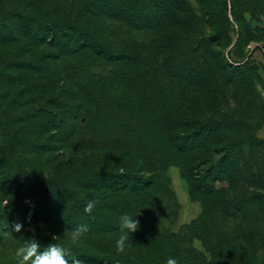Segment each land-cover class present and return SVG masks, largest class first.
Here are the masks:
<instances>
[{
  "label": "rangeland",
  "instance_id": "1",
  "mask_svg": "<svg viewBox=\"0 0 264 264\" xmlns=\"http://www.w3.org/2000/svg\"><path fill=\"white\" fill-rule=\"evenodd\" d=\"M37 1L0 0V264L81 224L83 264H264V0ZM38 7L110 55L27 47Z\"/></svg>",
  "mask_w": 264,
  "mask_h": 264
},
{
  "label": "clouds",
  "instance_id": "2",
  "mask_svg": "<svg viewBox=\"0 0 264 264\" xmlns=\"http://www.w3.org/2000/svg\"><path fill=\"white\" fill-rule=\"evenodd\" d=\"M98 202V200H89L85 206V212L92 213ZM138 213L134 216L124 214L120 217V233L115 245L118 253L122 254L131 247V236L140 228V221L135 218ZM27 219L30 222L31 215ZM23 227V223L14 221L11 232H21ZM4 228L5 226H0V233L5 231ZM88 231L87 225H78L69 234V243L67 244L52 242L42 247L37 240H31L15 250L16 264H83L76 257L73 247L85 238ZM52 239L55 241L56 235H53ZM166 264H178V262L174 258H169Z\"/></svg>",
  "mask_w": 264,
  "mask_h": 264
},
{
  "label": "trees",
  "instance_id": "3",
  "mask_svg": "<svg viewBox=\"0 0 264 264\" xmlns=\"http://www.w3.org/2000/svg\"><path fill=\"white\" fill-rule=\"evenodd\" d=\"M38 2H41V0L36 3ZM89 2L95 5L93 0H89ZM38 8L36 9V11H38L37 16H21L19 15L21 12H19L17 16L20 20V26L17 28L18 40H22L27 47L38 49L41 55L45 54V57L48 55V51H46L47 48L65 49L64 53H66V51H68V53L80 51L83 48H87L95 53H101V48H105L104 52L110 55L109 47L103 45L96 39L91 31L80 29L78 25L73 24L67 18L63 20L47 19L45 14L40 13L41 8ZM16 10L17 9H6L3 14L8 17L11 16L12 13H17L18 11ZM72 36H74L73 41L70 42ZM61 37L63 39L59 41ZM74 42L78 43L71 46Z\"/></svg>",
  "mask_w": 264,
  "mask_h": 264
}]
</instances>
